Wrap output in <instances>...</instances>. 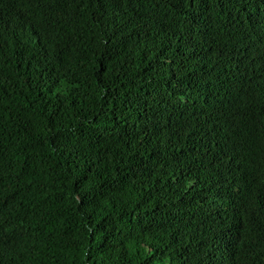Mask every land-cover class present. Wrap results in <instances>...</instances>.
Masks as SVG:
<instances>
[{
    "label": "trees",
    "instance_id": "1",
    "mask_svg": "<svg viewBox=\"0 0 264 264\" xmlns=\"http://www.w3.org/2000/svg\"><path fill=\"white\" fill-rule=\"evenodd\" d=\"M264 0H0V264H264Z\"/></svg>",
    "mask_w": 264,
    "mask_h": 264
},
{
    "label": "clouds",
    "instance_id": "2",
    "mask_svg": "<svg viewBox=\"0 0 264 264\" xmlns=\"http://www.w3.org/2000/svg\"><path fill=\"white\" fill-rule=\"evenodd\" d=\"M254 38H256L258 41L264 42V19H263V25H259L257 27V30L254 34Z\"/></svg>",
    "mask_w": 264,
    "mask_h": 264
}]
</instances>
